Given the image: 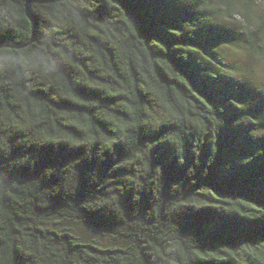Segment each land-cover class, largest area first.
Masks as SVG:
<instances>
[{
	"label": "trees",
	"instance_id": "trees-1",
	"mask_svg": "<svg viewBox=\"0 0 264 264\" xmlns=\"http://www.w3.org/2000/svg\"><path fill=\"white\" fill-rule=\"evenodd\" d=\"M256 1L0 0V264H264Z\"/></svg>",
	"mask_w": 264,
	"mask_h": 264
},
{
	"label": "rangeland",
	"instance_id": "rangeland-1",
	"mask_svg": "<svg viewBox=\"0 0 264 264\" xmlns=\"http://www.w3.org/2000/svg\"><path fill=\"white\" fill-rule=\"evenodd\" d=\"M261 21L264 22V3L260 1H256L252 6L250 23H245L239 14L230 20L217 19L218 25L226 34L239 32V38L234 39L231 46H223L219 51L224 61L235 69L234 78L241 94L238 96L239 100L244 101L246 106L255 108L254 116L264 122V48L260 53H254L246 47L243 40L247 31ZM73 226L76 232L88 238H97L109 243L85 226Z\"/></svg>",
	"mask_w": 264,
	"mask_h": 264
}]
</instances>
